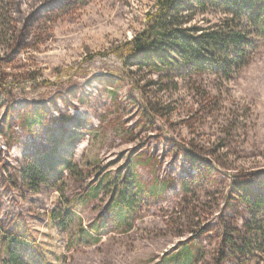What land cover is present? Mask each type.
<instances>
[{"label":"rangeland","instance_id":"obj_1","mask_svg":"<svg viewBox=\"0 0 264 264\" xmlns=\"http://www.w3.org/2000/svg\"><path fill=\"white\" fill-rule=\"evenodd\" d=\"M40 1L0 0V264H264L259 26L183 0L188 26L235 18L243 40L226 68L157 74L116 49L156 0H76L23 41ZM238 202L244 220L226 211Z\"/></svg>","mask_w":264,"mask_h":264},{"label":"trees","instance_id":"obj_2","mask_svg":"<svg viewBox=\"0 0 264 264\" xmlns=\"http://www.w3.org/2000/svg\"><path fill=\"white\" fill-rule=\"evenodd\" d=\"M75 1L41 0L36 6L27 10V17L23 20L25 26H22L21 31H19L20 28L15 29V34L18 36V34L25 33L22 40L26 41L31 28L30 23L33 20L35 22L41 16H48L51 12L66 6L72 7ZM223 1L229 6L225 10L227 13L233 16L243 13L264 33V0ZM184 7L183 0H156L155 9L146 14L145 25L141 32L125 42L123 46L116 48L126 55L125 62L130 65L136 64L139 71L146 67L152 72L166 75L172 71H179L181 74L192 76L212 68L225 67L223 65L228 61L224 56L225 53L234 49L243 40V34L235 28V18L225 17L223 23L206 29L201 26H188L192 18L184 13ZM20 42L17 41L16 44L20 45ZM3 78H5V70L0 58V89L4 86ZM154 147L160 148L157 145ZM40 169L39 176L44 179V171L42 167ZM134 177L135 172L127 175L130 181ZM233 181L238 187L240 186L239 188L246 196H250V201L259 199V196L253 195L248 180L242 181L236 177ZM124 197H126L125 192ZM226 211L231 219L241 217L244 220L246 218L242 216L243 207L239 202ZM200 249L199 245L192 243V246H188L181 257L184 256L191 261L193 257L199 255Z\"/></svg>","mask_w":264,"mask_h":264}]
</instances>
